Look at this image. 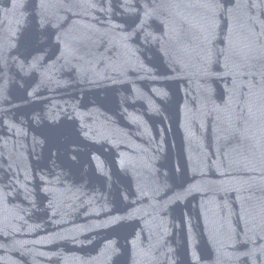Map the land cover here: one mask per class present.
Wrapping results in <instances>:
<instances>
[{
    "label": "water",
    "instance_id": "95a60500",
    "mask_svg": "<svg viewBox=\"0 0 264 264\" xmlns=\"http://www.w3.org/2000/svg\"><path fill=\"white\" fill-rule=\"evenodd\" d=\"M0 264H264V0H0Z\"/></svg>",
    "mask_w": 264,
    "mask_h": 264
}]
</instances>
